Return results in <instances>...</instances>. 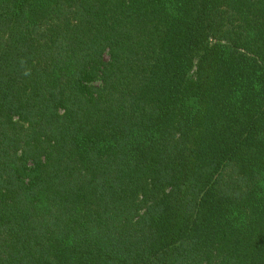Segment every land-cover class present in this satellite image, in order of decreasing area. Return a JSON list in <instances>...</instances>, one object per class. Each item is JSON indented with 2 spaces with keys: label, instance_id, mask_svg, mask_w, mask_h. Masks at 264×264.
<instances>
[{
  "label": "trees",
  "instance_id": "trees-1",
  "mask_svg": "<svg viewBox=\"0 0 264 264\" xmlns=\"http://www.w3.org/2000/svg\"><path fill=\"white\" fill-rule=\"evenodd\" d=\"M0 264H264V0H0Z\"/></svg>",
  "mask_w": 264,
  "mask_h": 264
},
{
  "label": "clouds",
  "instance_id": "clouds-1",
  "mask_svg": "<svg viewBox=\"0 0 264 264\" xmlns=\"http://www.w3.org/2000/svg\"><path fill=\"white\" fill-rule=\"evenodd\" d=\"M24 74H25V75H29V74H30V72H25Z\"/></svg>",
  "mask_w": 264,
  "mask_h": 264
}]
</instances>
